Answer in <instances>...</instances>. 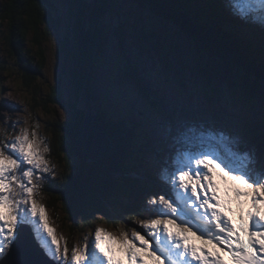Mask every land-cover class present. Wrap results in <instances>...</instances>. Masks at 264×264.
I'll return each mask as SVG.
<instances>
[{
	"label": "rangeland",
	"instance_id": "374dc122",
	"mask_svg": "<svg viewBox=\"0 0 264 264\" xmlns=\"http://www.w3.org/2000/svg\"><path fill=\"white\" fill-rule=\"evenodd\" d=\"M222 7L224 22L227 23L226 17L234 20L235 30L231 32L234 43L248 61H256L258 57H253L252 50L257 47L264 52V44L258 42L255 45L251 35L252 26L234 19L224 4ZM108 9L100 19L104 42L102 50L93 58L91 88L96 101L90 104L108 110L109 116L116 113L115 118L125 112L142 126L146 133V144L149 147L157 146L159 153L155 155L151 147L145 148L149 152H141L139 161L154 177L159 190L157 171L177 153L192 154L219 148H231L241 154L249 150L259 152V108L264 82L254 83L255 77L244 74L235 63L223 61L220 55L212 56L196 47L178 27L154 15L146 5L134 0H110ZM48 11L52 22L48 27L49 34H40L44 64L32 82L41 92L39 104L46 99V110L33 104L29 91L24 88L23 79L20 78L24 70L11 53V44L4 39L8 30L6 25L2 26L0 138L14 137L21 128L26 127L29 130L35 128L38 136L48 143L50 124L70 119L72 115L68 101L84 111L89 106V100L80 91H75L69 74L70 63L60 49L68 30L71 35L74 32L76 16L70 17L68 0H54V7ZM117 23L121 25L123 41L113 35V27ZM32 40L33 35L29 32L26 48L30 55L35 52ZM244 78H248V84L254 89L252 92L248 93ZM140 82L153 89L151 95L138 88ZM54 86L60 93V104L49 103L50 90ZM139 95H144L143 101ZM231 98H238L239 105L246 112L244 120L235 116L233 107L222 103ZM45 158L52 171L44 174L47 179L42 181L41 187L50 182L49 178L57 179L61 172V167L49 156V151L45 153ZM78 159L75 157L73 162H78ZM214 179L219 192L225 187H232L231 181L226 185L219 175L214 176ZM228 196H232V193L229 192ZM39 198L46 208L54 234L68 240L70 248L97 226L117 235L120 230L129 233L133 228L140 230L137 223L139 219L125 221L123 217L115 216L116 221L110 223L99 214H94L86 221L78 219L76 222L57 223L60 218L51 214L41 190ZM231 204L236 205L234 198ZM247 208L245 204L244 210L247 211ZM116 254L121 255L119 250Z\"/></svg>",
	"mask_w": 264,
	"mask_h": 264
},
{
	"label": "snow or ice",
	"instance_id": "6c2138e0",
	"mask_svg": "<svg viewBox=\"0 0 264 264\" xmlns=\"http://www.w3.org/2000/svg\"><path fill=\"white\" fill-rule=\"evenodd\" d=\"M220 2L234 19L258 28L264 44V0ZM113 35L123 41L119 23L113 27ZM138 88L149 95L153 92L144 82ZM139 99L143 101L144 95ZM163 99L161 96V102ZM222 103L233 107L238 119L246 118L238 98ZM259 124L258 153L241 154L231 148L177 153L157 171L160 190L141 206L145 218L137 221L140 230H120L117 235L97 226L71 248L68 240L54 234L39 198L42 181L47 179L44 174L52 171L45 158L49 151L46 140L35 128L26 127L14 137L0 138V264H32L20 243L24 227L30 228L48 264H146L145 255L153 264H225L218 253L208 251V245L227 251L232 264H264V89ZM216 175L226 185L231 181L232 187H225L223 194L217 188ZM233 198L238 224L226 214L232 210ZM189 233L202 241L200 247Z\"/></svg>",
	"mask_w": 264,
	"mask_h": 264
},
{
	"label": "trees",
	"instance_id": "16d2710c",
	"mask_svg": "<svg viewBox=\"0 0 264 264\" xmlns=\"http://www.w3.org/2000/svg\"><path fill=\"white\" fill-rule=\"evenodd\" d=\"M68 1L70 17L76 16V25L72 35L70 29L65 34L60 49L70 63L69 74L74 89L89 100L92 114L110 138L111 151L107 158L96 162L82 160L80 133L84 110L68 101L72 112L70 119L53 122L48 131L49 156L61 167L60 176L57 179L49 178L50 182L40 190L46 196L51 214L60 218L57 223L76 222L78 219L86 221L94 214L101 215L110 223L116 221L115 216L123 217L125 221H132L133 217L143 219L141 206L146 202V196L159 192L154 177L139 161L141 152H149L145 149L149 147L145 130L125 112L115 118L116 113L109 116L108 110L90 104L96 101L91 88L93 58L102 50L104 42L100 19L109 10L110 0ZM134 1L146 5L154 15L169 21L182 32L188 31L198 36L202 47L231 59L228 61L238 65L245 74L264 79V52L256 47L252 52L253 57L258 59L252 62L245 58L243 51L234 43L235 39H232L234 20L226 17L227 23L224 22L225 15L221 13L224 8L220 0ZM50 7H54V0H0V35L2 26L6 25L8 35L4 39L11 44V53L24 70L20 76L23 86L29 91L33 104H38L44 110L46 99L39 104L41 92L32 82L44 64L40 34H49L48 27L52 25L48 11ZM29 32L33 35L35 48L31 55L26 48ZM251 35L255 45L262 43L258 28L252 27ZM2 70L0 61V74ZM56 89L57 86H54L50 90L48 100L51 104L62 103ZM150 147L158 155L157 146ZM75 157L79 158L76 163L73 162Z\"/></svg>",
	"mask_w": 264,
	"mask_h": 264
},
{
	"label": "water",
	"instance_id": "95a60500",
	"mask_svg": "<svg viewBox=\"0 0 264 264\" xmlns=\"http://www.w3.org/2000/svg\"><path fill=\"white\" fill-rule=\"evenodd\" d=\"M97 2V0H94ZM184 33V32H183ZM187 33V34H186ZM186 34L195 44L196 47L207 51V48L202 47L198 36L186 31ZM212 56H218L216 53L207 51ZM216 54V55H215ZM221 60L227 61L228 59L220 56ZM240 69L238 65L235 64ZM241 70V69H240ZM243 71V70H242ZM245 74V72L243 71ZM247 75V74H246ZM245 79V85L248 93L254 89L248 84ZM253 82H264L262 78H253ZM111 151V142L108 134L101 126L98 119L92 114L90 107L88 106L83 114L82 131L80 133V152L84 162H96L98 160L105 159L109 156ZM20 243L27 250L28 258L32 261V264H48L46 257L43 256L42 251L35 245L31 230L28 227L21 229Z\"/></svg>",
	"mask_w": 264,
	"mask_h": 264
},
{
	"label": "bare ground",
	"instance_id": "6f19581e",
	"mask_svg": "<svg viewBox=\"0 0 264 264\" xmlns=\"http://www.w3.org/2000/svg\"><path fill=\"white\" fill-rule=\"evenodd\" d=\"M90 98V97H89ZM220 193L221 194H223L224 193V190L223 189H221L220 190ZM231 206H232V213H230V216L233 218V219H235V218H237L238 216V211H237V205H235V204H231ZM235 215V216H234ZM190 235H192L191 233H189ZM199 242H201L202 243V241L201 240H198ZM144 260L146 261V264H153V261L149 258V257H144Z\"/></svg>",
	"mask_w": 264,
	"mask_h": 264
}]
</instances>
